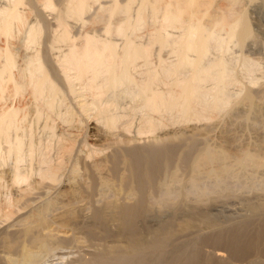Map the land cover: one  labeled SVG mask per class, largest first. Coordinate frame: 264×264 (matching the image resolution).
Listing matches in <instances>:
<instances>
[{"label":"bare ground","instance_id":"6f19581e","mask_svg":"<svg viewBox=\"0 0 264 264\" xmlns=\"http://www.w3.org/2000/svg\"><path fill=\"white\" fill-rule=\"evenodd\" d=\"M101 1L38 0L42 8L55 14L48 19L34 9L37 19L34 17L33 23L26 17L27 5H33V0H4L0 6V40L4 42L0 47V168L7 159L12 163L8 180L12 197L6 198L8 211L2 216L15 218L12 225L21 227L18 237L12 232L16 239L5 237L7 255L1 257L0 264L14 263L10 255L20 251L21 242L31 247L22 244L30 250L20 247L24 250L22 261L14 264H34L32 247L52 253L57 242L53 243L56 237L46 231V213L63 206L67 211L50 224L66 230L63 225H69L75 214L67 204L71 206L79 192L93 196L98 191L101 195L109 191L120 202L103 201L102 209L94 208L97 225L89 227L87 235L96 237L99 230L103 237L108 236L111 230L107 224L114 222L123 243L101 244L99 250L96 247L97 251L70 264H230L220 254L203 259L200 247L209 242L226 249L233 259L264 264L254 261L264 239V209L257 206L251 207L252 219L226 230L203 232L205 235L197 234L193 225L194 220L205 222L199 213L188 217L177 234L172 221L162 222L156 229L146 227V237L138 228L148 209L147 195L156 190L163 174L176 168L174 163L186 168L196 181L208 177L219 182L243 167L264 173V81L261 86L255 79L252 85L259 89L243 87L242 97L232 100L228 87L240 81L223 54L210 55L213 42L221 51L228 43L240 45L252 36L246 14H215L217 11L209 10L213 0ZM94 8L108 13L100 35L83 28L84 17ZM21 27L25 29L23 50L18 52L10 39ZM165 50L169 59L163 58ZM246 62L244 67L254 66ZM120 98H128L130 105L144 113L136 131L140 138L125 135L128 127L119 125L127 109ZM25 100L37 121L45 115L43 130L56 144L53 159L40 155V144L29 135ZM166 115L188 125L225 117L228 125L221 140L209 144L203 141L206 131L204 135L195 127L165 131ZM89 121H94L91 129L96 134L101 132L99 127L108 133L106 139L97 134L93 149L85 142ZM83 148L89 149L85 156L81 155ZM73 160L82 162L88 182L68 180L70 184L59 188L66 166ZM3 176L0 171V190L6 183L2 184ZM36 195L43 198L36 201ZM125 195H133L134 202L121 201ZM106 208H111V216L104 215ZM256 223V231L249 236ZM37 230L45 231L42 237L37 236Z\"/></svg>","mask_w":264,"mask_h":264},{"label":"rangeland","instance_id":"374dc122","mask_svg":"<svg viewBox=\"0 0 264 264\" xmlns=\"http://www.w3.org/2000/svg\"><path fill=\"white\" fill-rule=\"evenodd\" d=\"M104 1L106 2L109 0H102L101 2H104ZM3 3H4V0H0V6ZM102 5L105 7V6H108L109 4L106 5L105 3H103ZM27 7L30 8V10L29 12L27 11L26 17L28 18L27 20L30 23H33V21H35V18H36V16H34L36 15V13H34V9L41 11L44 14L42 15L44 17L45 16L48 17V19H52V17L55 14V11L53 10L42 8V5L38 3V0H33V5L29 4L27 5ZM209 10L211 12L217 11L215 14H219V13L220 14L221 13L230 14L232 12L234 13L244 12L248 18V25H249V28L251 29L252 36L249 39H246L242 44L239 45L233 41V43L231 42V43L226 44L227 46L226 45L224 46L227 49L223 47L221 48V51L218 48L214 47L215 42L211 43L210 45L211 58L217 57V56L220 57V55L223 54L222 55L223 58L224 59L226 58V61L230 64L229 66L231 70H233L232 74L236 78H238V80L240 81L239 83L237 84L234 83L233 85H230V87H228V93L231 99L232 100L240 99L242 95L244 94V91L242 92V90L244 89L243 87L247 89L249 87V88H252V90L254 89L257 90L259 89V85L258 86L252 85V81H255V79L256 80L259 79V81L257 82L259 84L261 83V86L263 84L262 82L264 81L263 80L264 79V0H213V2L211 3L209 7ZM84 18H85L84 20L85 25L83 27L84 31L87 30L91 34L95 33L96 35L98 34L100 35L101 34L100 32H102V28L104 27V25L106 24L108 20V13L94 8ZM68 22L72 23V25H75V23H73L74 21L71 19H69ZM78 25L79 24H77V26ZM23 30L25 31L24 27L23 28L21 27V30H19L18 33L14 34L13 37L10 39V45L14 49L17 48L18 52L23 50L21 49L23 47L22 46V43H23L22 36L24 34ZM143 32L144 31L142 29L140 33L143 34ZM3 43L4 42L0 40V47L3 46ZM154 49H158L157 46ZM223 49H225L224 52H223ZM163 54H165L163 55L164 59L165 57L169 59L170 56L168 55L166 50L165 52L163 51ZM243 61L244 62L247 61L248 63L253 62L254 66L250 67L246 62V64L249 66V69L248 71H245V69L247 70L248 66L244 67ZM240 88H241V92L239 90ZM1 99H2V94L0 93V105L2 104ZM118 101L120 102L121 105L127 106V109L125 110V113L123 114L125 117L122 119V122L119 124L121 127H128L129 133L127 131L126 132L124 131L125 132L124 134L126 135L127 133V135L128 136L130 135L129 137L131 138L132 137L140 138L138 135H136V131L140 124V120L144 117V113L139 108H136L134 105H130L128 98H120ZM23 103L27 107V118H26L25 125L30 129L29 135L31 136L32 140L40 144L39 154L48 159L55 158L56 144L52 142L51 139L48 138V134H46L43 130V125L45 123V115H42L41 119L37 121L35 116L32 115V112H31L32 109L29 104L30 102L27 103L25 100L23 101ZM222 118L223 117H218V118L214 117L212 118V120L209 119V121L205 120L197 124L193 122L192 124L189 123L188 125L187 123H184L181 121L179 122L174 117L171 118V116L166 115L165 131L177 132L178 130L179 131L182 130L183 132V130L185 131L187 130V128H189L188 130H190L192 127L193 128L195 127L198 129L199 133L201 132L204 134V132L206 131L205 133L207 135L206 134L204 135H206L207 137L205 136L203 141L209 142V144H213L214 142L218 141V138L219 140H221V138L224 135L223 134L224 131L227 129L228 124H226L227 123L226 119L225 117L223 119ZM213 119H216V120H213ZM87 126H88V130H87L88 132L85 135L86 136L85 142L88 144V146L91 149V147L93 146L92 142L94 141V139L97 138V134L98 136H102V139H106L107 137L106 135H108V133H105L106 131L105 132L104 130L102 131L101 128L99 127L100 129L99 131L103 133L97 132L96 134L95 133L96 131H93L91 129V128H94L95 126L94 121H89ZM117 131L119 133L122 132V130L120 131L119 129ZM117 131L113 133L114 134L117 133V135H119ZM145 136L149 137V135H145ZM145 136L143 135V137ZM212 138H215V140ZM28 140H29V137L28 136L25 137V141H28ZM201 145L203 146L202 143ZM202 146H200V143H199L198 147L202 148ZM179 149H182V148H179ZM106 151L103 153V155L106 153ZM108 151L106 154H109ZM193 152H191V154H193ZM87 153H89L88 148L81 149L82 156H85ZM106 154L104 155L105 157L107 156ZM103 155L101 157H104ZM190 156L192 158L194 157V154ZM96 158L97 157H95V159ZM6 162L7 163L5 164V166L4 167L2 166L0 168V171L4 173V176H3L4 179H2V184L4 182L7 183V184L4 183L2 185L4 187L1 188L2 190H0V260H1V257L5 255L7 252L6 245L4 244V239H6L9 236L7 240H11V239L14 240L19 236L17 234H19L21 231L20 230L21 227L20 225H18V223L14 224V226L12 225L14 221L16 220L15 218L12 217L10 219H5L2 216L8 211V209H6V198L12 197V195H9L11 194L9 193L10 191H8L10 189V188L8 189V185H9L8 180L10 176L9 171L12 169L11 159H7ZM67 166L70 168H67ZM67 166H66L65 174L63 175L64 177H62L63 179L61 178V184L59 185V188L70 184L68 180H72V181L74 180L75 183L77 182L87 183L88 182V173L83 167L81 161L73 160V164L71 165L67 164ZM174 166H176V168L173 167L172 169H169L168 173L167 172L165 173L164 171L165 174L162 175V178L159 181L158 187L155 188L156 190L154 189L155 191L153 192L151 191V193L149 192V195H147V197L149 196L148 200L146 198V201L148 202V203L146 202L148 209L143 219L141 220V222L138 223V228L140 229L143 237H146L145 233L147 232L146 230H144L146 229V227L149 229H156L162 222H167V221H172L174 223L173 230L177 234L184 227L183 226L185 223L184 221L187 220L188 217H193L192 214H198V213L201 214V216L203 215V217H205V222L197 220L195 218L197 221L194 220L193 225L194 227H197L196 228V231L198 230L197 234H203V232L205 234L212 233L215 231V229H220V228L222 229L225 228L224 230H226L230 227L237 225L238 223L242 221H247V220L252 219L251 207L257 206V207L264 209V173L259 172V170L257 172L249 167L236 168L232 175L229 174L228 175L229 177L223 179L222 181L217 182L214 179L208 178V177L202 178L200 181L193 180L190 176V172L188 170L187 171L185 170L186 168H183V167L178 168L180 166H177L176 163H174ZM67 169H69V171ZM108 175H109L108 177H110V174ZM99 192L100 191L96 192L97 194L95 195H94L95 193L94 192L92 194L93 196H86L84 193L79 192L76 198V201L75 202L72 201L74 204L72 203L71 206L69 205L70 202L67 204L69 208H72L71 211H73L74 209V213L76 214V215L74 214V218H73L74 220H72V222L75 225L72 222H70L69 225H63L62 228H65V229L67 228L66 230L59 229L58 227L61 228V226L59 225L57 227V229L60 230L59 233L55 225L53 226V224H50V221H53V219H54V222L59 221L57 219H60L61 215L63 214L62 211L65 212L66 209H64L63 206L62 207L59 206L56 209L49 210L48 214L46 213L45 219L48 218L47 220H49L48 222L49 226L47 225V228L49 229H47L46 231L47 232L50 231V234L52 235L54 234V236L56 237V241H52L55 239L54 237H53L54 239L51 240L53 243L57 242L56 247H55L56 250L54 249L53 251H51L52 253H49V252H46L45 250H37V249L34 250V248L32 247L33 250L31 249V251H33V253L35 251L34 253L35 256L33 258L34 264H70L71 262L73 263V261L76 262L77 260H80V258L81 260H83V258L86 257L85 255L90 251H93V250L95 251L96 249L94 248L96 247L99 250L101 248V244H102V247H105V246L113 245L117 242L121 244L123 243L121 239L122 237L119 238L120 236L119 234H117L118 228L117 226H115L116 224L114 222H109L107 224L108 230L109 231L111 230L108 236L103 237L102 235L104 234L99 233V230L97 231L99 235L96 234L98 235L96 237L94 236L92 238H89L90 236L87 235L86 230H89L90 229L89 227L94 228L97 225L94 215H93L94 213L93 210H95L96 208L102 209L103 201L104 202L106 201L111 202L112 200L113 202H116L117 200L119 201V197L117 198L116 196V198H114L112 193L109 191L103 193V195L99 194ZM41 196H38L37 199L35 200L38 201V199ZM132 196L125 195L121 197L122 198L121 201L133 203L134 202L133 199L135 197H132ZM111 212H112L111 208H106L104 210V215L111 216ZM257 226L258 224L256 223L250 227L251 228L250 230L252 232L249 234V236H252L254 234V232L257 229ZM12 232L14 233V236L17 235L16 238L15 237L13 238ZM43 232L45 231L40 230L39 232H37V236H39L40 234L43 235L42 234ZM57 233L60 234L59 235L60 237L58 236ZM10 234L12 235L10 236ZM178 240L179 239H177V241ZM262 240L263 241H261L260 246H259L260 247L259 252H258L259 254L256 257H254V261L256 263L264 261V239L262 238ZM21 243L23 245L26 244L23 242ZM22 244H19L18 246L20 251L18 250L13 251L14 253L11 252V255L9 254L12 263L21 262L22 257H23L21 256L22 251L30 250L28 248L24 249V246ZM208 244L207 245L202 244L200 247L201 253L203 255V259L206 261H208L209 258L212 257V255L220 254V255H223L224 258L227 257L226 260L230 262V264H247L248 263V260H243V259L240 260V258L233 259L234 257H232L228 251H225L226 249H222L220 247L218 248V246L215 247L213 246L212 243H210L211 245L210 244L208 245ZM20 247H23L24 250L21 251L22 248ZM25 247H31V246L27 244L25 245ZM228 254L232 257L231 259H228L230 257ZM232 261H234V263Z\"/></svg>","mask_w":264,"mask_h":264}]
</instances>
